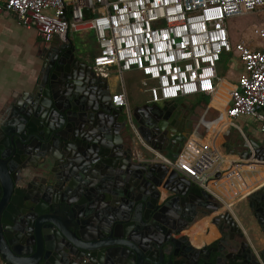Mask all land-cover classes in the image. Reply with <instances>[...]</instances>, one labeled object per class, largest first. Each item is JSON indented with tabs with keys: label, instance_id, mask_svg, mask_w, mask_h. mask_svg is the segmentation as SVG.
<instances>
[{
	"label": "water",
	"instance_id": "95a60500",
	"mask_svg": "<svg viewBox=\"0 0 264 264\" xmlns=\"http://www.w3.org/2000/svg\"><path fill=\"white\" fill-rule=\"evenodd\" d=\"M26 91L37 99L34 90ZM42 97L59 113L53 87H47ZM147 107L149 114L142 115L145 108L132 110L135 137L149 146L157 142L156 148L150 146L152 150L176 159L183 152L179 147L184 141L179 136L191 142L198 133L197 114L185 113L187 108L174 100ZM17 112L25 120L24 130L7 133L9 146L0 143V256L7 264H220L229 259L227 250L203 257L180 246L172 228L177 216H155L165 207L152 200L160 183H184L177 171L153 160L151 150L141 155L143 160L131 151L124 161L117 149L105 145L101 138L90 141L78 136L83 144L79 153L89 157L88 164L81 163L65 147L64 127L53 128L44 122L42 129L55 140L59 155L44 152L43 147L34 148L24 139L29 133L44 139L42 130L32 127L43 115L36 107ZM76 112L70 109L61 114L68 122ZM87 181L102 189L101 206L105 208L93 210L84 191L76 195L75 184ZM263 191L264 186L257 190ZM261 200L254 216L262 219L258 224L264 230V198ZM126 205L130 209L125 210ZM106 210L108 216L98 215Z\"/></svg>",
	"mask_w": 264,
	"mask_h": 264
},
{
	"label": "built area",
	"instance_id": "2783aa9c",
	"mask_svg": "<svg viewBox=\"0 0 264 264\" xmlns=\"http://www.w3.org/2000/svg\"><path fill=\"white\" fill-rule=\"evenodd\" d=\"M263 4L264 0H0V15L13 16L45 43L65 39L71 30L88 24L99 43L93 58L96 73L107 79L113 68L121 78L139 71L154 104L197 94L214 96L218 63L223 55L237 53L243 72L230 92L227 116L257 121L259 147L240 132L251 151L250 163L257 167L264 165V46L254 48L244 39L233 43L229 21ZM254 33L264 42V26H255ZM110 102L123 109L134 128L125 88L111 94ZM139 139L155 154L153 160L199 188L210 190L221 172L218 157L207 148L190 145L171 159ZM0 264H7L1 256Z\"/></svg>",
	"mask_w": 264,
	"mask_h": 264
},
{
	"label": "flooded vegetation",
	"instance_id": "af4514ba",
	"mask_svg": "<svg viewBox=\"0 0 264 264\" xmlns=\"http://www.w3.org/2000/svg\"><path fill=\"white\" fill-rule=\"evenodd\" d=\"M23 66L25 69H31L33 76H27L28 78L23 80L24 90L18 96L12 97L9 101L0 105V143L2 145L9 146L10 144V137L7 133H10L13 129L24 130L25 120L18 115L17 111H28L30 107H36V111L42 114L43 117L34 120L32 127L36 130L41 129V135L44 139L30 133L25 135L24 138L30 140L34 148L43 147L44 152L59 155L55 140L49 136V131L42 129L44 122H47L52 124L53 128H65L64 137L67 138L65 147L81 163L88 164L89 160L87 158L89 157L85 158L79 153L78 150L83 144L78 142V136L87 138L90 141L101 138L104 140L105 145H113L124 161L131 151L141 159V155L145 151L140 147L133 132L136 129L135 118L133 129L124 112L111 104V89L106 79L96 73L93 61L91 62L79 51L73 39L69 37L65 39L56 38L50 43H45L37 38L36 48L32 54V65ZM47 87H53L55 90L56 104L59 107V113L57 114L51 109L52 104L42 97ZM28 89L35 91L37 99L30 98L26 94ZM70 109L76 110L78 115L71 114L70 116H73V119L67 122L61 113L70 111ZM202 130L203 126L198 125V131L202 132ZM147 136L150 137L149 134ZM179 139L184 141L179 147L183 151L190 139L187 140L182 136H179ZM232 141L227 142L232 146L225 144L228 150L232 149L239 155L248 156L250 150L243 136L239 135L236 140ZM150 146L154 149L158 146V143L155 142ZM176 148H178V145ZM29 150L33 151L31 148ZM177 174L184 184L179 185L163 181L152 193V200L157 206H165L162 212L157 213L155 216H177L172 223V228L177 231V234L173 236L179 242V245L190 247L193 253L203 257H206L209 253L214 255V251L227 250L230 253L229 259H223L220 264H264V244H259L250 231L240 227L232 213L231 207L233 205L225 204L211 190L199 188L182 174L178 172ZM94 183L87 181L86 183L78 182L75 184L76 195H80L84 191L85 197H87L86 199L90 202L93 210L104 205L102 202V189ZM253 197L247 198L245 203L250 213L249 218H252L259 226L258 221H262V219L254 215L258 203H262L261 199L264 198V193L256 190ZM101 207L105 208L106 206ZM129 207V205H126L124 209L128 210ZM103 212L98 215L108 216L107 210ZM208 216H214L212 222L217 228L219 237L209 245L199 249L194 248L189 237L182 235V233ZM260 229L264 240V230L261 227ZM83 262H87V260L85 259Z\"/></svg>",
	"mask_w": 264,
	"mask_h": 264
},
{
	"label": "crops",
	"instance_id": "0c3cea01",
	"mask_svg": "<svg viewBox=\"0 0 264 264\" xmlns=\"http://www.w3.org/2000/svg\"><path fill=\"white\" fill-rule=\"evenodd\" d=\"M19 26L20 25L17 23L16 19L13 16L0 15V34L11 33L14 27L15 28L22 27V26L21 27ZM82 31L86 32V31H94V30L89 28L88 24L82 25L80 26L78 30H73V31L71 30L68 34V37L71 38L72 32L80 33ZM31 35L34 36L33 41H37L36 33L34 32V34H31ZM248 42L254 48L258 46L259 47L264 46L263 41H262L263 43L258 46L253 44L250 40ZM2 43L4 44V42ZM4 45L6 46V44ZM1 46H0V51H3ZM231 54L234 55L232 56V61H233V59L235 58V55L237 56V53H231ZM225 55H229V54H225ZM6 58L12 59L15 62L13 63L11 67L10 65H8L10 68L7 70H3L2 76L0 75V105L9 101L10 98L12 97L18 96L22 92V90H24L23 80L25 78L33 76L32 70L25 69V67L19 62L18 59H16V57L15 58L10 57L9 54H7ZM29 61L32 65V60H29ZM236 61L240 63L241 73H242L243 66L238 58H236ZM232 63H234V61ZM133 71H137V70H133ZM137 72L139 73L138 75H139V81L141 85V88L139 90L141 93V104L134 107V109L135 108H145L142 115L149 114V109L147 106H152L154 105V103L150 102L149 93L147 92L145 86H143V80H144L143 76L141 75L139 71ZM124 74L121 78L119 76V72L117 71V69L113 68L110 70V75L106 79V81L110 86L111 94L122 91L124 87L127 92V96L129 100V94H128ZM232 74H233V71H232ZM237 81H238V78L237 80H233L232 82L233 84H231V88L229 89L228 94H227L229 97L228 101L226 105L222 108L216 107L215 105H213V101L216 97H219L222 94L223 89L221 88V85L223 81L220 82L221 84L217 85L219 92H217V94H215L214 96H206L202 94L203 96L201 98L195 99V100L190 99V96H185V97H180L174 101L175 103L182 104L185 106V108H187L185 110V113H188V111L189 112L194 111L197 114V117L199 118L198 125L203 126L202 132L198 131V133L194 134V136L191 138V142L193 144H191V142H188L187 146L185 147V150H183L184 153L187 150H189L190 149L189 146L192 145L191 147H195V148H198V147L207 148L218 157L219 159L218 164L220 165L221 172L217 175L215 180L210 183V190L214 193L216 197L221 199L225 204L229 206L233 205L231 207L232 213L234 214V217L239 223L240 227L246 231H250L253 234V236L257 239V242L262 245L264 244V240L262 237V233L260 231L261 229L254 222L252 218H249L250 213L247 209L245 200L249 197V194H252V192H256V190L262 187L264 185V182H261V183L255 182L253 185H248L249 186L247 189L248 191L247 190L243 191V186H246L247 184H249L250 180L259 178L260 173L261 172L264 173V165L253 167L249 160L250 157L252 156L251 152L248 154V156L239 155L235 150L234 151L232 149L228 150L227 146L225 145V144L229 145V143H227L229 141L236 140V138H238L239 135H241L240 132H243L246 135V138L247 139L249 138L250 144L254 146L251 140L253 142H256L257 140L255 139L257 138L258 133H259L258 123L255 119L250 118V117H241V118L252 119V123H251L252 133L247 134L239 125L235 124L234 121L237 119H230L227 116V109L230 103V92L236 87ZM112 82H114V85L118 86L117 90L112 89L111 87L113 84ZM129 104H130V101H129ZM157 104L159 106H163V102H160ZM241 118H238V119H241ZM236 126L237 127L239 126L238 128H240L241 131L237 130L238 128H236ZM231 128L232 129L234 128L235 130L232 131ZM208 137H211V142L208 141ZM138 143L140 147H142L143 150L146 152L147 148L142 144L140 139ZM229 146H232V145H229ZM229 192H231V194L234 195L232 199L221 197L222 195L225 196L224 194H228ZM213 217L214 216H208V217L202 218L199 222L194 224L188 231H185L182 233V235H186L189 237L191 245L194 248L199 249V248L204 247L205 245H209L219 237L217 228L212 222Z\"/></svg>",
	"mask_w": 264,
	"mask_h": 264
},
{
	"label": "rangeland",
	"instance_id": "374dc122",
	"mask_svg": "<svg viewBox=\"0 0 264 264\" xmlns=\"http://www.w3.org/2000/svg\"><path fill=\"white\" fill-rule=\"evenodd\" d=\"M255 26H264V4L256 8L251 14L247 16L237 17L229 21L231 41L235 43L240 39H245L247 41L250 40L256 46L262 44V40L258 38L254 33ZM31 34H34L33 30H27L22 27H14L11 33L0 34V46L3 45L1 46L3 51H0L1 76L3 74V70L9 69L15 62L12 59H7V54H9L10 57H16V59H18L19 62H21L23 65L31 66L29 60H32V54L35 51L37 42L33 41L34 36H32ZM71 38L74 40V42H76L79 51H81V53L92 62L94 56L97 55L99 51V43L94 31H82L80 33L72 32ZM2 42H4L6 46ZM232 56L234 55H223L222 60L218 63L219 80L216 82V84H221L220 82L223 81L221 85L223 91L222 94L219 97H216L213 101V105H215L216 107L222 108L226 105L229 98L227 94L229 89L231 88V84H233V80H237L238 76L241 73L240 63L236 61V58L238 57L235 55V58L233 59L234 63H232ZM8 65H10V67ZM138 74L139 73L137 71L126 72L124 74L129 94V101L132 109L141 104V93L139 91L141 85ZM112 83V89L117 90L118 86L114 85V82ZM202 96V94L192 95L190 96V99L195 100L201 98ZM234 122L235 124L239 125L247 134L252 133V119L241 118L235 120ZM231 130L234 131L235 129L231 128ZM208 141L211 142V137H208ZM224 195L225 196L222 195L221 197L232 199L234 196L233 194H231V192Z\"/></svg>",
	"mask_w": 264,
	"mask_h": 264
},
{
	"label": "bare ground",
	"instance_id": "6f19581e",
	"mask_svg": "<svg viewBox=\"0 0 264 264\" xmlns=\"http://www.w3.org/2000/svg\"><path fill=\"white\" fill-rule=\"evenodd\" d=\"M218 92H219V90H218ZM234 169V168H233ZM236 170H238V169H236ZM251 172V171H250ZM260 172V171H259ZM243 179V178H242ZM257 183V182H259V183H261V182H264V173H260V177L259 178H257V179H252V180H250V183L249 184H247L246 186H243V191H246L247 189H248V185H253L254 183ZM244 185V184H243ZM258 185V184H257ZM252 189V188H251ZM248 191V190H247ZM253 193V192H252Z\"/></svg>",
	"mask_w": 264,
	"mask_h": 264
}]
</instances>
